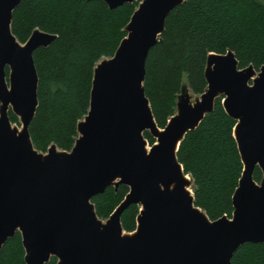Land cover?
<instances>
[{
    "label": "water",
    "instance_id": "1",
    "mask_svg": "<svg viewBox=\"0 0 264 264\" xmlns=\"http://www.w3.org/2000/svg\"><path fill=\"white\" fill-rule=\"evenodd\" d=\"M23 1L0 0V249L19 232L26 264L52 257L57 264H231L241 246L263 244L264 182L256 183L253 172L259 167L264 176V66L239 69L232 52L210 54L205 92L191 104L184 89L178 113L161 131L144 92L146 63L168 16L185 0H143L114 57L94 69L89 112L74 147L58 153L51 146L42 156L29 135L38 107L33 54L55 36L35 31L25 44L17 41L12 15ZM99 1L114 10L138 0ZM218 98L237 122L244 169L232 218L211 221L194 204L177 152ZM10 111L21 132L11 127ZM145 132L157 140L148 151ZM119 185L129 193L103 224L91 200ZM130 205L140 213L136 232L127 235L121 216Z\"/></svg>",
    "mask_w": 264,
    "mask_h": 264
},
{
    "label": "trees",
    "instance_id": "2",
    "mask_svg": "<svg viewBox=\"0 0 264 264\" xmlns=\"http://www.w3.org/2000/svg\"><path fill=\"white\" fill-rule=\"evenodd\" d=\"M138 5L111 10L99 0H25L14 10L11 32L20 44L35 31L55 36L48 47L33 54L38 107L29 135L38 152L46 153L51 146L72 150L79 138L78 124L89 112L94 69L114 57ZM228 51L235 55L239 69L252 66L259 72L264 66V0H185L172 11L150 52L143 82L160 129L175 115L184 89L197 96L205 92L208 56ZM9 116L17 123L11 111ZM236 124L218 98L213 111L186 134L177 152L192 180L194 204L211 221L232 218L233 195L244 169L234 138ZM253 178L258 184L263 181L259 167ZM128 193L127 186L119 185L93 197L97 217L107 220ZM139 213V205L123 212L124 231H135ZM0 264H26L19 232L0 249ZM47 264H57V259L52 257ZM231 264H264V243L241 246Z\"/></svg>",
    "mask_w": 264,
    "mask_h": 264
},
{
    "label": "rangeland",
    "instance_id": "3",
    "mask_svg": "<svg viewBox=\"0 0 264 264\" xmlns=\"http://www.w3.org/2000/svg\"><path fill=\"white\" fill-rule=\"evenodd\" d=\"M143 0H138L137 2H139V4L142 2ZM139 6V5H138ZM22 45V44H21ZM104 60H106V59H104ZM251 84V83H250ZM189 91V90H188ZM189 96H190V101H191V104H194L197 100H199L200 99V96H197V95H194L192 92H190L189 91ZM178 112H177V109H176V113H175V115L177 114ZM16 118H17V123H12L11 122V127L13 128V129H16L18 132H21L22 131V128H23V125H22V123H21V120H20V118L19 117H17V116H15ZM9 119H10V116H9ZM161 131H163V129H160ZM145 133H148V135L150 136V140L149 139H147L146 137V135H145ZM144 133V138L146 139V141H147V149L149 150L150 148H151V146L152 145H154V144H157V140L154 138V137H152V135L150 134V132H145ZM151 141H152V143H151ZM38 152V151H37ZM57 152L58 153H63V152H65V151H61V150H59L58 148H57ZM40 155H42V156H46V155H48V151L46 152V153H41V152H38ZM69 153V152H68ZM262 182H264V179H263V181ZM261 182V183H262ZM190 190L191 191H193L192 190V187L190 188ZM99 219V218H98ZM103 224H105L106 223V221L107 220H102V219H99ZM133 232H135V231H133ZM133 232H126V231H124L123 233L124 234H127V235H130V234H132Z\"/></svg>",
    "mask_w": 264,
    "mask_h": 264
},
{
    "label": "bare ground",
    "instance_id": "4",
    "mask_svg": "<svg viewBox=\"0 0 264 264\" xmlns=\"http://www.w3.org/2000/svg\"><path fill=\"white\" fill-rule=\"evenodd\" d=\"M147 151H148V149H147ZM136 232V231H135Z\"/></svg>",
    "mask_w": 264,
    "mask_h": 264
}]
</instances>
